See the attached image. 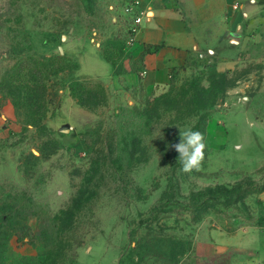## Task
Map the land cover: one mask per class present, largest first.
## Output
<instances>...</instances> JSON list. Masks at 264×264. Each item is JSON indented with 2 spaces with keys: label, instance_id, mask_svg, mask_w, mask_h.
Segmentation results:
<instances>
[{
  "label": "rangeland",
  "instance_id": "1",
  "mask_svg": "<svg viewBox=\"0 0 264 264\" xmlns=\"http://www.w3.org/2000/svg\"><path fill=\"white\" fill-rule=\"evenodd\" d=\"M116 1L0 0V264H264V31L143 92Z\"/></svg>",
  "mask_w": 264,
  "mask_h": 264
},
{
  "label": "crops",
  "instance_id": "2",
  "mask_svg": "<svg viewBox=\"0 0 264 264\" xmlns=\"http://www.w3.org/2000/svg\"><path fill=\"white\" fill-rule=\"evenodd\" d=\"M142 3L148 16L131 53L132 66L122 74L124 81L139 86L143 92L164 90L179 67L205 56L206 52L229 68L238 63V53L250 39L249 30L257 27L259 30L255 31H264V0H142ZM119 13L122 17L120 10ZM102 58L105 62L98 73L112 71L113 66Z\"/></svg>",
  "mask_w": 264,
  "mask_h": 264
},
{
  "label": "clouds",
  "instance_id": "3",
  "mask_svg": "<svg viewBox=\"0 0 264 264\" xmlns=\"http://www.w3.org/2000/svg\"><path fill=\"white\" fill-rule=\"evenodd\" d=\"M173 147L179 154L178 162L184 172L199 170L206 148L202 132L192 126L180 128V142Z\"/></svg>",
  "mask_w": 264,
  "mask_h": 264
},
{
  "label": "built area",
  "instance_id": "4",
  "mask_svg": "<svg viewBox=\"0 0 264 264\" xmlns=\"http://www.w3.org/2000/svg\"><path fill=\"white\" fill-rule=\"evenodd\" d=\"M119 10L125 22V50L127 54H131L138 44V34L148 16V10L143 6L142 0H127Z\"/></svg>",
  "mask_w": 264,
  "mask_h": 264
},
{
  "label": "trees",
  "instance_id": "5",
  "mask_svg": "<svg viewBox=\"0 0 264 264\" xmlns=\"http://www.w3.org/2000/svg\"><path fill=\"white\" fill-rule=\"evenodd\" d=\"M48 59H49L50 62H52L54 64H58L59 66H62V68H64V67L67 68V67H69V64H70V60H68V58L63 56V55L52 56V57H50ZM137 62H138V65L140 66V64L142 63V58L138 59ZM75 63H76V65L73 64L72 68H77L78 67V63L77 62H75ZM76 83H79V82L76 81ZM84 84H85V86L88 89H92V85L90 83L89 84L84 83ZM70 89L73 91L75 89V86L71 85ZM262 190H264V184L263 185L256 184V185H253L251 187H247V188L241 189L238 192V199L240 200L242 196H246L247 194H251L253 192L262 191ZM154 248H156V247H153V249Z\"/></svg>",
  "mask_w": 264,
  "mask_h": 264
}]
</instances>
